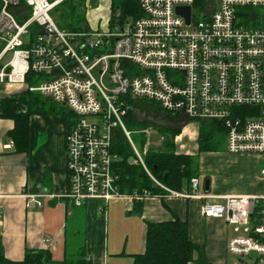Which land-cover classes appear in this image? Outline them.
Wrapping results in <instances>:
<instances>
[{"label": "built area", "instance_id": "2783aa9c", "mask_svg": "<svg viewBox=\"0 0 264 264\" xmlns=\"http://www.w3.org/2000/svg\"><path fill=\"white\" fill-rule=\"evenodd\" d=\"M66 1L0 0V40L5 43L0 87L22 86L23 92L50 98L69 115L63 197L76 207L94 200L102 213L112 200L203 199L200 179L190 180L189 193L172 191L145 165L131 136L143 134L150 145V130L157 125H220L228 153L264 160V0H200L199 5L196 0H136L138 16L128 20L112 11L106 31L86 22L79 30L59 27L55 11ZM98 1L85 0L86 12ZM186 8L188 24L177 13ZM8 54L11 59L2 66ZM137 102L155 106L154 116L136 110ZM128 113L152 125L129 131ZM120 134L132 150L128 165L140 167L161 194L120 191V158L112 151ZM259 175L264 178V166ZM28 197L27 208H40L50 196ZM222 200L203 205L200 213L232 227L226 244L231 264H264V195Z\"/></svg>", "mask_w": 264, "mask_h": 264}, {"label": "crops", "instance_id": "0c3cea01", "mask_svg": "<svg viewBox=\"0 0 264 264\" xmlns=\"http://www.w3.org/2000/svg\"><path fill=\"white\" fill-rule=\"evenodd\" d=\"M21 93L18 86L0 87V99ZM13 127L12 120L0 118V243L4 257L13 262L23 260L26 250L48 251L54 262H62L69 256L70 241L79 238L83 245L74 257L84 255L90 264H132L133 257L145 250L146 224L177 219L187 223L188 238L203 249L206 264H229L226 244L233 231L222 220L203 217L201 207L223 203L226 196L264 195V178L259 175L264 166L261 156L228 153L225 135L220 145L199 152L202 126L191 124L179 127L182 130L174 139V151L193 159L198 172L193 178L201 180L198 192L203 199L154 196L140 201V207L135 200H112L104 213L94 200L76 207L62 196L68 191V180L66 128L59 114L38 113L29 118L27 150L23 152L10 145L7 135ZM182 134L193 138L178 148ZM206 177L210 179L207 194ZM179 192L189 193L190 182ZM31 195L50 197L42 199L40 208H27ZM258 207H262L261 202Z\"/></svg>", "mask_w": 264, "mask_h": 264}, {"label": "trees", "instance_id": "16d2710c", "mask_svg": "<svg viewBox=\"0 0 264 264\" xmlns=\"http://www.w3.org/2000/svg\"><path fill=\"white\" fill-rule=\"evenodd\" d=\"M200 0H196L199 5ZM112 11L118 12L122 18L137 17L138 4L136 0H112ZM84 0H67L55 11L57 25L68 30H79L85 24ZM131 17V18H132ZM61 18V19H60ZM45 102L43 98L23 92L19 95L0 99V118L10 119L14 123L13 129L8 133L17 152L27 150L29 118L34 114L58 113L65 128H67L69 115L66 110L53 108L45 112L41 106ZM125 124L129 131H142L152 124L146 120L138 121L133 113H128ZM209 126L210 130L202 131L201 127L198 139L199 152H206L210 145H220L224 138V129L220 125L202 124ZM201 125V126H202ZM156 130L163 134L164 149L148 151L144 163L152 175L172 191H182L191 178L198 175L194 168L193 159L187 155H177L174 151V139L180 134L181 128H167L155 126ZM142 145L144 144V135ZM112 151L120 158L116 168L119 176L120 191L126 194L149 190L158 194V189L153 186L150 179L140 167L128 165V159L132 155L130 145L124 135L120 134L113 139ZM140 207L141 202L135 201ZM261 207H257L253 214V222L257 223ZM139 213V211H138ZM198 259L194 260V254ZM0 264H90L84 255L67 256L62 262L56 263L48 251L26 250L21 261L7 260L3 255L0 243ZM132 264H206L203 249L188 238V226L186 222L177 219L169 222L147 223L145 236V250L142 254L133 257Z\"/></svg>", "mask_w": 264, "mask_h": 264}, {"label": "rangeland", "instance_id": "374dc122", "mask_svg": "<svg viewBox=\"0 0 264 264\" xmlns=\"http://www.w3.org/2000/svg\"><path fill=\"white\" fill-rule=\"evenodd\" d=\"M110 5H111V0H100L98 2H95L92 5L91 10L86 12L87 9H86L85 0H84V9H85L84 19H85L86 25L89 28L94 29V30L106 31L107 30V23L112 17V10L110 9ZM131 17L132 16L127 17L126 19L129 20V19H131ZM58 20L54 18L55 23H58ZM60 21L61 20H59V22ZM4 45H5V43L2 40H0V51L4 48ZM10 59H11V54H8L7 56H5L3 58L2 62H1V65L2 66L6 65L10 61ZM2 86H7V85H2ZM18 87H20L21 90L24 91V88L22 86H18ZM17 89L18 88H16V90ZM16 90H14V91H16ZM43 101H44V98H43ZM41 108L44 109L45 112H50L53 108L58 109V110H61V109L65 110L62 106H60V105H58L56 103H53V102H50V103L49 102L48 103L45 102L41 106ZM139 118H141V117H139ZM159 121L162 123V121L160 119H159ZM191 124L199 126V124H197L195 122L188 121L181 128L183 129L185 126H191ZM202 128H204V130L202 129L203 132L210 130L209 129L210 127L207 126V125H205V126L202 125ZM146 129H148V127ZM180 133H181V131H180ZM131 138L133 140V143L137 147L138 152L140 153V155L143 158V160L145 159V156L147 154L146 152L152 151V150H162V149H164V139L165 138L163 137V134L160 133L159 131L153 129V128H152V130H150V141H151V143L153 145L152 144L149 145V143H147V140H145V137H144V140H145L144 143L145 144L142 145V136H140L138 134H135V133H132ZM192 138H193V136L191 134H188V135L187 134H182V136L179 138L177 147L180 148V146H182L183 143L189 142L188 139H192ZM144 146H146V147H144ZM174 147H175V142H174ZM144 148L146 149L145 150V154L143 153ZM112 204H115V203H112ZM117 204H119V203H117ZM230 229L232 230V227ZM82 245H83V243L81 242V240H79V238L71 240L70 244H69V247H68V254L70 256H73V253L74 252H78L79 246H82ZM228 261H229L228 263L231 264L233 259L230 258ZM250 263H251V260H248L246 264H250Z\"/></svg>", "mask_w": 264, "mask_h": 264}, {"label": "water", "instance_id": "95a60500", "mask_svg": "<svg viewBox=\"0 0 264 264\" xmlns=\"http://www.w3.org/2000/svg\"><path fill=\"white\" fill-rule=\"evenodd\" d=\"M178 14H184L186 17V21L187 24L189 23V15H190V9L186 8L184 10L178 9L177 10ZM9 72V70L7 69V73ZM26 80L28 79V76L25 77ZM45 102H51L50 98H44ZM134 108L138 111L141 112H145L148 116L153 117L156 111V107L151 105V104H146V103H142V102H137L134 104ZM209 181L210 179L208 177L204 178V190H205V194L209 193Z\"/></svg>", "mask_w": 264, "mask_h": 264}]
</instances>
